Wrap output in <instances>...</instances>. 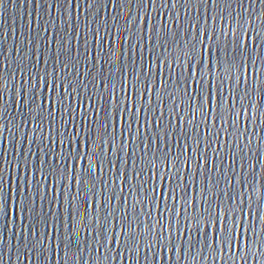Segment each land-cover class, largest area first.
I'll return each mask as SVG.
<instances>
[{
    "label": "water",
    "instance_id": "1",
    "mask_svg": "<svg viewBox=\"0 0 264 264\" xmlns=\"http://www.w3.org/2000/svg\"><path fill=\"white\" fill-rule=\"evenodd\" d=\"M110 2V9L107 4L102 9L103 23L96 16L97 10L88 7V0H80V6L75 10L78 19L70 21L75 23L74 35L78 39L71 41L70 49L66 45V50H70L71 55L76 57L79 72L77 79L87 80L90 85L83 91V102L79 109L81 136L78 140H82L86 145L84 149L86 160L73 171L71 181H68L63 169L57 167V173L61 174L59 184L56 177L50 175L41 186V195L44 199L37 201L36 212H39L42 203V218L37 216L36 212L28 213L24 210L19 192H24L25 188L21 185L19 192L17 190L16 153L12 150L8 132L5 131V125L8 127L12 125L7 120H0V169H3L0 174L4 177L3 183L0 184V193L7 201L4 207L8 211L7 216L0 215V243L3 245L0 264H264V256H261L260 252L244 256L246 250L254 247L264 252V232L261 231L264 226V107H262L264 101L260 98L264 92V85L261 84V80H264L261 72L264 70L261 69L259 57L253 53L251 59H246L239 82L237 83L235 79L231 81L230 113L226 110L223 99L219 101V105L213 101L212 110L203 115L195 101L191 109L181 105L176 112H170L168 105L161 103L164 92L157 82L156 69L147 74L148 60L150 58L154 60L155 56L163 51L161 44L168 48L170 42L182 44L185 39H191L197 30L210 31L213 27L218 29L220 27L218 12H223L225 16L231 12L229 20L225 23L230 21L233 27H237L236 20L231 19L236 16V12L231 9L223 11L225 5L219 3V0H217L219 7L214 5L212 0H204L203 3H196L195 0L188 3H185V0H154V3L153 0H145V6L140 8L137 20L136 0H132L130 4L127 0H119V4L117 0ZM162 3L167 7H161ZM244 7L247 8L246 0ZM232 8H236V4H232ZM51 11L50 18L45 15L38 0H3L0 6V66L7 62L14 68L13 61L17 56V50H20L19 54L25 57V64L33 54L37 57L42 54L48 60V65L39 66L51 68L55 52L53 41L57 38L53 23L59 26L58 14L55 10ZM259 11V6H255L254 15L259 14ZM46 21L49 22L48 31L44 32L42 28ZM85 25L91 28V32ZM125 26L136 35L122 40L121 32L125 37L129 36ZM162 26L167 35L160 31ZM252 26L256 32L260 31L259 22L254 17ZM98 28H102V31L98 32ZM67 30L72 33L71 28ZM248 32V46L251 48V37L255 36V33L251 30ZM97 36L98 43L92 46L93 54L89 58L85 52V41L89 37L95 39ZM113 36L116 38V58L109 63L103 53L112 54ZM239 36L240 31L237 29L236 37ZM29 38L32 39V44H28ZM41 38L47 39L46 48L43 47ZM202 38L207 39V36ZM256 43L258 45L256 53H259L264 46L260 45L258 37ZM77 49L80 52L79 56ZM63 58L64 54L61 52L60 59ZM89 62L92 68L88 67ZM253 63L257 69L255 80L250 67ZM132 65L137 68L140 65L144 66V74H141L140 81L131 73ZM56 66L59 68L58 61ZM121 70L125 73L124 91L127 93L129 103L135 102L133 111H136L137 115L134 120L130 119L127 111L119 110L118 114L113 110L115 104H122L124 101L120 91ZM172 70L175 71V66ZM67 71L70 73L68 78L71 79V74H75L76 70L70 66ZM161 71L165 87L169 91L173 88L179 90L180 85L168 78L167 65H164ZM97 76L99 86L96 82ZM144 82L147 83V88ZM215 83L213 81V85ZM133 84L135 87H132ZM2 89L3 83L0 82V95L3 94ZM56 91L59 92L60 88L57 87ZM228 91L224 88L225 97L228 96ZM249 100L253 103L250 104ZM73 103L76 101L73 100ZM9 109L10 114L16 116L14 123H19L20 117L12 110L11 103ZM52 111L55 118L51 121L50 140L47 120L42 124L44 132L35 134L37 138L43 135L45 144L50 143L54 150L47 158L46 170L48 163L59 164V156H55V161L52 156L61 149L57 143L56 133L62 121L55 107ZM135 121L139 123V132L133 131L130 134L129 126L133 130L137 127ZM145 127L148 129L147 133L144 131ZM161 129L167 131L166 137ZM93 130L96 142L103 136L111 145L105 148V154L100 160L95 159L98 155L95 143L91 148L87 147L88 133ZM157 133L164 138L152 143ZM121 140L124 142L123 147L120 146ZM141 141L149 143L151 151L145 149ZM165 143L167 148L164 147ZM32 147L35 151L36 144L34 143ZM181 149H184V152L180 158L188 164V170L183 172L186 177L184 181L187 184L186 193H180L178 189L176 194L165 193L156 203L150 204L144 199L147 184L152 183L148 176L153 175L157 185L161 183L166 185L167 180L161 181L159 174H153L155 170L149 173L147 168L137 175L141 170L142 156L145 160L149 157L155 160L167 152L170 154L171 166L175 162L172 157ZM197 155L200 157L198 164L195 160ZM5 160L12 164L11 168L4 164ZM90 165L93 169L91 172L88 171ZM179 166L177 163V167ZM35 178L39 179V176ZM29 179H32L31 174ZM140 181L145 183L141 185ZM130 188L139 197L138 203H134L133 196L129 193ZM147 194L150 196V193ZM173 195L176 196L175 200L172 199ZM181 195L183 199L194 201L195 207L201 212L205 208L211 211L212 224H216L215 214L225 210L226 205L231 204L237 216L240 214L239 209L242 208L247 218L239 222L236 228L241 240V250H236L235 243L232 252L225 247L222 254L209 252L207 249L198 253L200 245L196 244L189 247L188 242L195 240L197 229L191 220L192 206L185 205ZM85 197L90 202L87 208L84 203ZM122 214L127 217L124 220L126 225L134 216L139 217L132 225L135 235L134 247L133 241L125 239L127 227L124 234L120 231ZM204 215L207 216V213ZM224 222L225 218L221 216L220 223ZM101 224L104 232H101ZM84 228L88 231L85 232ZM38 230L44 231L46 241L51 239L50 251L41 254L33 250L28 256L20 255L17 259L14 247L16 241L13 236L20 237L23 231L25 237L31 238L38 235ZM169 231L171 242L165 239L169 236ZM205 234H212L211 227L202 231V239ZM105 237L110 241H116L108 245L112 251L107 259ZM125 244L128 245L127 248ZM173 244L175 248L172 247ZM20 247L23 252L22 245Z\"/></svg>",
    "mask_w": 264,
    "mask_h": 264
},
{
    "label": "snow or ice",
    "instance_id": "2",
    "mask_svg": "<svg viewBox=\"0 0 264 264\" xmlns=\"http://www.w3.org/2000/svg\"><path fill=\"white\" fill-rule=\"evenodd\" d=\"M38 2L41 4L45 15L51 18V10H55L58 14L57 19L59 21V26H57L56 23H53L57 38L53 41L55 52L52 57L51 68L49 69L47 66L41 68L39 66L40 64L48 65V60L45 59L42 54L38 57L33 54L32 57L28 58L27 64H25V57L19 54L20 50H17V56L13 61L15 65L14 68L7 62L0 66V82L3 83V94L0 95V120H7L12 125L11 127L5 125V131L8 132L10 138L9 143L12 150L16 153L15 165L18 169L17 190L19 192L21 185L25 188L24 192H19V198L23 203L24 210L28 213L36 212L37 201H43L44 197L41 195V186L45 184L50 175L55 176L57 183L59 184L61 174L57 173V167L63 169V173L67 174L68 181H71L73 171L86 160L84 150L86 145L82 140H78V137L81 136L79 109L80 104L83 102V91L85 90V87H90L87 80L81 81L77 79L79 72L77 70L76 57L71 55L70 50H66V45L68 49H70L71 41L78 39V37L74 35L76 27L75 23H70V21L78 19V17L75 16V10L79 8L80 0H38ZM131 2L132 0H127V3L130 4ZM136 2L138 6L135 16L138 20L140 16V8L145 6V0H136ZM188 2H190V0H185V3ZM195 2L203 3L204 0H195ZM246 2L247 8L244 7L245 0H219V3L225 5L223 11L231 9L236 12V16L231 17V19L236 20L237 27H233L230 21L227 24L225 23V21L229 20L231 12L228 13V16H225L223 12H218L217 15L220 18V27L218 29L213 27L210 31L209 29L197 30L195 34L191 36V39H185L182 44H175L174 41L170 42L168 48H164V45L161 44L160 47L163 51L159 52L154 60L151 58L148 60L147 74H151L152 70L156 69L157 82L164 92L163 100H161L160 97H157V99L161 100V103H166L170 112H176L181 105L191 109L193 107V102L195 101L196 106L203 115L205 112H210L212 110L213 101H216L219 105V101L223 99L225 108L230 113L232 110V104L230 101L232 88L231 81L235 79L237 83L239 82L240 76L243 75L242 69L245 67V60L251 59V55L255 53L260 59L261 69L264 70V47H261L260 52L256 53V48L258 47L256 43L257 37L259 38L260 45L264 46V0H246ZM117 3L119 4V0H117ZM212 3L219 7L217 0H212ZM2 4L3 0H0V6H2ZM105 4H107L109 9L111 8L110 0H88V7L97 10L96 16L99 17L101 23H103L104 20L102 9ZM232 4H236V8H232ZM257 5L259 6L260 11L259 14L254 15L255 6ZM161 7H167V5L162 3ZM236 17H240V19H236ZM253 17L259 22V32H256V29L252 26ZM241 20H243V23H241ZM48 23L49 22L46 21L42 28L44 32L48 31ZM85 27L91 32V28L88 27V25H85ZM189 27H191V25ZM68 28L72 29V33H69L67 30ZM61 29H63L62 32ZM237 29L240 31V36L238 38L236 37ZM248 30L255 33V36L251 37V48L248 46ZM100 31H102V28H98V32ZM125 31L129 32V36L125 37L124 33L121 32L120 36L122 40L130 39L132 36L136 35V33L127 28V26H125ZM160 31L167 35L163 26ZM205 35L207 36V39L202 38ZM213 37H215V39ZM229 37H232V39H229ZM41 39L43 47L46 48L48 44L47 39ZM112 39V54L109 55L107 52L103 53L109 63H112L116 58L115 36H113ZM98 40L99 37L97 36L95 39L89 37L85 41V52L88 53L89 58L93 54L91 48L98 43ZM137 42L139 41L137 40ZM32 43V39L29 38L28 44ZM105 47H107V45H105ZM29 50L31 51V49ZM61 52L64 54L63 59H60ZM79 55L80 52L79 49H77V56ZM57 61L59 62V68L56 66ZM164 65H167L168 78L172 80L173 83L180 85L179 90L173 88L169 91L168 88L165 87L161 71ZM70 66L76 70L75 74H71V79L68 78L70 73L67 71ZM173 66H175V71L172 70ZM88 67L92 68L91 62H89ZM250 67L253 80H255L257 72L255 64H251ZM5 70H7L6 76ZM131 73L135 75L137 81H140L141 74H144V66L140 65L139 68H137L135 65H132ZM261 75L264 76V71L261 72ZM88 79L90 80L91 76H89ZM9 81H11L10 86ZM213 81L216 82L215 85H213ZM96 82L99 86V76H97ZM124 83L125 73L121 70L120 91L124 96V101L122 104H115L113 110L117 111L118 114L119 110L127 111L130 114V119L134 120L137 115V112L133 111V108H135V102L133 101L129 103L127 93L124 91ZM261 84L264 85V80H261ZM144 86L147 88L148 85L146 82H144ZM57 87L60 88L59 92L56 91ZM132 87H135V84H133ZM224 88L229 90L227 97L223 94ZM253 91H255V89H253ZM260 98L264 101V92L261 93ZM73 100H75L76 103H73ZM9 103L12 105V110L19 115V123H14L16 116L10 114ZM249 103L251 104L253 101L249 100ZM53 107L56 108L57 114L62 121V125L56 133L58 137L57 143L61 146V149L60 152L52 156L53 161H55V156H59V164L48 163L46 170L45 165L47 158L53 154L54 150L51 148L50 143L45 144V137L43 135L37 138L35 134L37 132H44L42 124L47 120L50 140V134L52 132L51 121L55 118L52 111ZM241 107H243V105H241ZM262 107H264V105H262ZM65 113H67L66 116ZM169 121H171L170 116ZM135 123L137 124L135 130L129 126L130 134L133 133V131L139 132V123L138 121H135ZM69 125L71 127H69ZM144 131L147 133V127H145ZM160 131L164 133V137L168 135L167 131L163 129ZM29 133H31V135H29ZM121 136H123V130L121 131ZM164 137H161L159 133H157L155 139L151 142L157 143V141L162 140ZM129 139H131V135L129 136ZM141 142L145 149L151 151L149 143ZM34 143L36 144L35 151L32 147ZM93 143H95V146L98 149V155L95 159L100 160L105 154V148L110 147L111 145L108 141L104 140L103 136H101L99 142H96L94 130L88 133L87 147L91 148ZM123 143V140H121V147H123ZM25 145H27V147H25ZM164 147L167 148L166 143ZM157 151H159V147H157ZM183 152L184 149H181L175 157H172L175 162L172 163L171 166H169L170 154L167 152L162 153L155 160L151 157L145 160L142 156L141 170L137 175L143 173L144 169L147 168L149 173H153V170H155V173L153 174H159L161 181L167 180L166 185L164 183L157 185L153 180V175L148 176V180L152 181V183L147 184L144 199L149 201L150 204L156 203L157 199L163 197L165 193L176 194L178 189L180 190V193H186L187 184L184 183L186 177L183 175V172L188 170V164L180 158L181 153ZM41 153L43 155H41ZM157 160L159 163H157ZM195 160L198 164L200 160L199 155L195 157ZM177 163H179V167H177ZM4 164L7 165L8 168L12 167V164L7 160L4 161ZM109 164H111V161H109ZM92 170L93 169L90 165L88 171L91 172ZM2 171L3 169H0V172ZM19 173H22V175H19ZM29 174L32 176L31 180L29 179ZM37 175L39 176V179L35 178ZM3 180L4 177L0 174V184L3 183ZM144 183V181H140L141 185ZM129 193L133 196L134 203H138L139 197L136 196L132 188L129 189ZM147 193H150V196ZM94 196L95 194L93 193V197ZM172 199L175 200L176 196L173 195ZM181 199L185 205L192 206L191 220L197 229L195 240L188 242L189 247L196 244L200 245L197 250L198 253H202L204 249H207L209 252L222 254L225 247H227L229 252H232L233 243H235L236 250H241V240L239 234L236 232V228L238 227L239 222H243L247 218L242 208L239 209L240 214L237 216L236 211L231 207V204L226 205L225 210H221L215 214L216 224H212L211 218L213 213L211 211L205 208L203 212H201L200 209L195 207L194 201L183 199V195H181ZM229 200L231 201V197H229ZM84 203L85 208L90 206L87 197H85ZM6 204L7 201L5 200L4 195L0 193V215H8V211H6L4 207ZM165 207H167V204H165ZM126 211L127 210H125V212ZM204 213H207V216H205ZM36 215L42 218V203L40 204V210L39 212H36ZM221 216H223L226 221L222 224L220 223ZM125 219H127V217L122 214L120 231L124 234L125 227H127L128 232L125 234V239L133 241L134 247L135 235L133 234L134 230L132 225L139 219V217L134 216L132 220L128 221L127 225L124 223ZM157 223H159V220H157ZM185 224L187 226V220L185 221ZM136 227L138 228L139 225L137 224ZM145 227L147 228L148 225H145ZM209 227L212 229V234H205L202 239V231ZM161 228L163 230V226H161ZM83 230L85 232L88 231L87 228H84ZM93 231H95V229H93ZM104 231L103 224H101V232ZM177 231L179 232V230ZM261 231L264 232V226H262ZM29 236H31V233H29ZM13 239L16 241L14 247L17 252V259L20 258V255L28 256L33 250L41 254H47L50 251L51 239L49 238L47 241L45 240L44 231L38 230V235L31 238L25 237L23 231H21V236H13ZM165 239L168 242H171L170 231L169 236L165 237ZM113 242L116 241H110L105 237V259L108 258V255L112 251L108 245ZM21 245L23 252L21 251ZM244 245L245 247L247 246V236L244 237ZM125 247L127 248L128 245L125 244ZM172 247L175 248V244H173ZM2 249L3 245L0 243V256L3 255ZM253 252H260V255L264 256V252H261L258 247L246 250L244 256H248Z\"/></svg>",
    "mask_w": 264,
    "mask_h": 264
}]
</instances>
